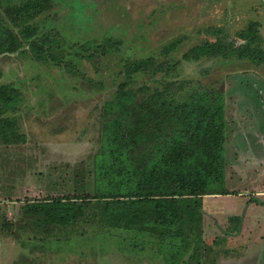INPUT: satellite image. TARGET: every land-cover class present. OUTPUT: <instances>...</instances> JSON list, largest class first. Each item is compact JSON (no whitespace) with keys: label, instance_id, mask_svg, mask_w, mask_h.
Masks as SVG:
<instances>
[{"label":"rangeland","instance_id":"1","mask_svg":"<svg viewBox=\"0 0 264 264\" xmlns=\"http://www.w3.org/2000/svg\"><path fill=\"white\" fill-rule=\"evenodd\" d=\"M53 2L37 19L40 56L28 46L0 54V84L18 94L2 114L14 122L18 139L6 174L23 193L31 190V197L14 195L20 198L10 215L2 210L0 264H168L172 252L155 235L46 223L27 206L93 194L106 101L122 85L141 98L144 88L173 81L190 83L189 95L215 100L223 94L225 120L226 193L198 198L177 264H264V62L234 53L245 43L237 33L251 25L252 43L264 47V0ZM215 28L234 43L224 52L203 47L222 39L210 33ZM110 42L118 49L102 55L100 46ZM141 61L171 68L132 72Z\"/></svg>","mask_w":264,"mask_h":264},{"label":"trees","instance_id":"2","mask_svg":"<svg viewBox=\"0 0 264 264\" xmlns=\"http://www.w3.org/2000/svg\"><path fill=\"white\" fill-rule=\"evenodd\" d=\"M0 5V54L28 46L30 51L36 50V57L40 56L37 19L54 8L53 0H23L18 4L1 0ZM210 30L223 36L205 42L207 50L219 49L215 52L220 53L234 44L227 41L224 28ZM255 30L251 25L237 33L245 43L239 44L234 53L261 64L264 47L252 43ZM100 47L105 55L112 48L118 49V43ZM167 68H171L169 62L141 61L131 70L147 73ZM189 85L173 81L144 88L148 94L141 98L137 91L118 87L114 97L104 104L108 118L101 128L100 154L94 162L93 194L35 202L27 206L28 210L51 224H96L107 231L130 232L136 237L155 235L172 252L165 257L167 263L181 261L198 198L226 193L221 190L223 94L215 100L189 95ZM17 96L14 88L0 84L2 144L18 142L14 122L2 116ZM5 224H1L2 229Z\"/></svg>","mask_w":264,"mask_h":264},{"label":"crops","instance_id":"3","mask_svg":"<svg viewBox=\"0 0 264 264\" xmlns=\"http://www.w3.org/2000/svg\"><path fill=\"white\" fill-rule=\"evenodd\" d=\"M11 147L12 145L10 144L8 146H2L0 148V165L2 163V160L4 164V170H0V219H1L2 210L4 211V209H6L8 215H10L12 209H14V207L12 206L13 204L14 205L16 204V201L14 199L20 198V197H15L14 195H21L23 193L22 192L23 189L16 188L14 184H11V181L8 180L9 178H11L10 173L6 174V172L10 171V163L14 159L12 155ZM30 191L31 190L29 188H25L23 195L31 197ZM7 194L8 196H6Z\"/></svg>","mask_w":264,"mask_h":264},{"label":"flooded vegetation","instance_id":"4","mask_svg":"<svg viewBox=\"0 0 264 264\" xmlns=\"http://www.w3.org/2000/svg\"><path fill=\"white\" fill-rule=\"evenodd\" d=\"M228 40H229V38H228ZM241 43V42H240Z\"/></svg>","mask_w":264,"mask_h":264}]
</instances>
